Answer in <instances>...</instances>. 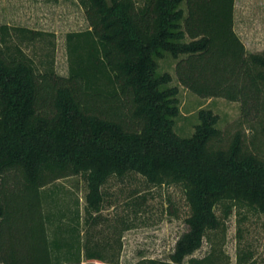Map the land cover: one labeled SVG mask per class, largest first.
<instances>
[{"label": "trees", "instance_id": "trees-1", "mask_svg": "<svg viewBox=\"0 0 264 264\" xmlns=\"http://www.w3.org/2000/svg\"><path fill=\"white\" fill-rule=\"evenodd\" d=\"M80 3L89 25L66 35L67 76L49 58L52 34L0 22V262L81 264L83 246L86 260L120 264L107 241L89 243L88 229L77 251L55 252L56 182H86L88 224L103 219L109 179L135 173L181 186L189 215L167 258L133 264H229L219 245L233 209L264 213V50L248 53L235 31L236 0ZM35 41L47 56L38 64L24 49ZM167 55L191 92L240 102L249 140L238 128L225 141L211 109L199 111L190 136L175 131L179 86L159 70ZM205 240L211 250L193 256ZM239 250L237 264H257Z\"/></svg>", "mask_w": 264, "mask_h": 264}, {"label": "rangeland", "instance_id": "rangeland-1", "mask_svg": "<svg viewBox=\"0 0 264 264\" xmlns=\"http://www.w3.org/2000/svg\"><path fill=\"white\" fill-rule=\"evenodd\" d=\"M0 22L52 34L48 38L54 42V48L49 58L53 60L57 74L62 76L68 75L67 33L85 30L89 25L80 0H0ZM234 28L248 53L263 51L264 0H236ZM32 45L24 49L35 57L38 64L40 59L47 57L42 50L44 44L35 41ZM176 63L170 55L159 61V70L169 72L173 76L171 84L179 86L180 90V114L176 118L175 131L181 136H190L199 122V111L211 109L219 116L218 126L224 132L225 141L238 128L243 129L249 140L252 132L248 125H239L240 102L222 97L204 98L191 92L177 80ZM56 185L68 191L70 197L85 196L87 192L86 182L80 175L61 179ZM103 191L102 216L107 220L121 218L131 226L124 261L133 264L141 258H167L179 236L187 230L185 219L189 207L183 188L179 185H149L143 176L131 173L121 180L111 177ZM239 227L242 229L241 238ZM220 243L219 247L230 258L229 264H237L239 249L250 252L257 264H264V213L247 207L240 208V211L234 208L226 220L225 239ZM211 247V243L205 240L193 256L203 257Z\"/></svg>", "mask_w": 264, "mask_h": 264}, {"label": "crops", "instance_id": "crops-1", "mask_svg": "<svg viewBox=\"0 0 264 264\" xmlns=\"http://www.w3.org/2000/svg\"><path fill=\"white\" fill-rule=\"evenodd\" d=\"M60 181V180H59ZM58 181V182H59ZM58 187V213L56 225V238L57 244L61 245L60 248L56 249L55 252L58 254H69L70 251L75 252L78 250L79 242H84L85 231L88 229L89 233V243L92 244L95 241H107L110 246V252H115L120 254V264H127L124 261V254L128 249V222L117 219L107 220L105 217L98 221H93L90 218L88 224L85 223V196L79 194L75 197L71 196L68 191ZM64 191L65 193H62ZM62 193V194H61ZM72 195V194H71ZM103 209L100 214H102ZM97 213L94 212L93 216H96ZM73 217V221L70 222L69 218ZM125 227V228H124ZM54 224L48 225V231L50 233V238H54L52 234V229ZM124 228V230H123ZM72 229V230H71ZM78 232L80 236H78ZM66 244V245H63ZM82 252V262L81 264H98L94 260H86L83 255V246L81 249ZM0 264H5L0 262Z\"/></svg>", "mask_w": 264, "mask_h": 264}]
</instances>
